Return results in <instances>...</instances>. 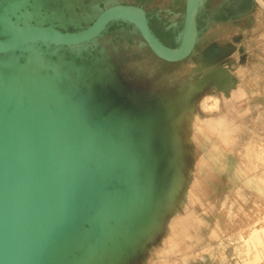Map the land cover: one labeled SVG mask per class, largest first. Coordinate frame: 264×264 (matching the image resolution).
Listing matches in <instances>:
<instances>
[{"label":"rangeland","instance_id":"374dc122","mask_svg":"<svg viewBox=\"0 0 264 264\" xmlns=\"http://www.w3.org/2000/svg\"><path fill=\"white\" fill-rule=\"evenodd\" d=\"M185 1L75 0L53 16L75 31L108 7L138 6L175 47ZM12 2L1 1L0 17H11ZM251 13L200 34L178 63L156 58L126 23L83 46L53 49L61 86L87 90L83 111L124 138L117 153L136 172V215L111 223L120 254L97 264H264V11ZM219 68L233 74L229 89L195 87Z\"/></svg>","mask_w":264,"mask_h":264},{"label":"water","instance_id":"95a60500","mask_svg":"<svg viewBox=\"0 0 264 264\" xmlns=\"http://www.w3.org/2000/svg\"><path fill=\"white\" fill-rule=\"evenodd\" d=\"M205 1H185L175 47L155 35L146 12L134 5L108 7L75 31L61 22L19 24L28 0H13L4 10L11 17H0V264L107 262L121 247L113 241L121 234H113L111 223L129 222L137 212L136 172L117 153L124 138L110 135L93 119L97 113L90 117L83 111L87 90L61 86L53 49L83 46L113 24L126 23L156 58L178 63L197 44ZM232 80L229 70L219 68L195 87L212 83L227 90Z\"/></svg>","mask_w":264,"mask_h":264},{"label":"crops","instance_id":"0c3cea01","mask_svg":"<svg viewBox=\"0 0 264 264\" xmlns=\"http://www.w3.org/2000/svg\"><path fill=\"white\" fill-rule=\"evenodd\" d=\"M71 1L75 0H28L24 7L21 8V12H24V9L28 10V13H25L27 14V24L47 25L55 23L56 19L53 15L57 16L56 7L61 2ZM29 4L35 6L30 8ZM50 6L53 10L50 9ZM63 7L67 6L64 4ZM258 11H264V0H206L203 9L198 15V26L201 30V35H206L211 32L212 28L218 27L220 24H225L226 22L235 23L240 20V16L247 15L248 12L256 13ZM48 14H51L52 21L47 23L46 20L42 19L44 15L49 17ZM41 20L42 22H40ZM68 30L71 29L68 27ZM219 44L216 39H213L210 46L215 50H220L219 53L221 54L223 46Z\"/></svg>","mask_w":264,"mask_h":264},{"label":"bare ground","instance_id":"6f19581e","mask_svg":"<svg viewBox=\"0 0 264 264\" xmlns=\"http://www.w3.org/2000/svg\"><path fill=\"white\" fill-rule=\"evenodd\" d=\"M37 16V15H36ZM38 18V17H37Z\"/></svg>","mask_w":264,"mask_h":264}]
</instances>
